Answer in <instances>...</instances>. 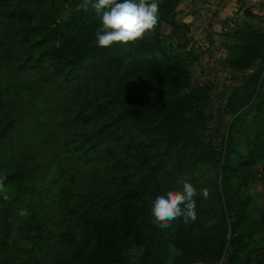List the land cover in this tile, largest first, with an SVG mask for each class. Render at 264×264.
Here are the masks:
<instances>
[{
	"label": "trees",
	"instance_id": "obj_1",
	"mask_svg": "<svg viewBox=\"0 0 264 264\" xmlns=\"http://www.w3.org/2000/svg\"><path fill=\"white\" fill-rule=\"evenodd\" d=\"M177 2L159 5L160 20L144 38L109 48L95 43L97 18L71 17L75 27L64 36L56 0H0V228L9 232L3 224L20 201L17 237L24 246L17 251L32 264H43L46 248L56 256L51 264H215L228 251V264H264V206L255 210L248 190L241 191L248 168L262 162L264 174V30H236L221 61L237 82L216 94L226 97L224 112L235 115L228 136L243 118L259 140L250 154L231 160L234 147L224 145L229 140L218 129V146L205 143V108L218 85L192 84L196 56L170 20ZM162 24L172 27L164 42ZM29 74L40 89L21 82ZM57 94L51 109L47 99ZM41 97L44 124L34 126ZM44 132L45 146L35 143ZM185 176L197 189V219L161 228L151 200Z\"/></svg>",
	"mask_w": 264,
	"mask_h": 264
},
{
	"label": "rangeland",
	"instance_id": "obj_2",
	"mask_svg": "<svg viewBox=\"0 0 264 264\" xmlns=\"http://www.w3.org/2000/svg\"><path fill=\"white\" fill-rule=\"evenodd\" d=\"M220 8H221V4L218 5L217 9L219 10ZM53 10L55 13L54 18L57 20V22L61 24L60 33L64 36L70 35L73 32V29L75 27V23H73V20L71 17L73 16L87 17V18L91 17V18L96 19L91 9H89L88 11L84 10V0H56V5ZM260 27L261 26H255V28L257 29H260ZM168 35H169L168 33L166 34L162 33V35L160 36L161 38H159V40L164 42L166 40L165 37ZM155 37H156L155 34H150L149 36H147V39L153 41L155 40ZM135 42H129L127 45H120L118 43L116 44H118V48H122V47H127L130 45L132 46ZM176 43H177V40L175 38L174 46H176L175 45ZM235 43H236V40H233L232 44H235ZM227 46L225 47V51L223 50L222 52L221 49H219L216 53L213 54L214 59L217 58L216 60L210 59L211 61H208V58L207 59L204 58L201 61H195V59H193L192 61H190L191 64L189 66H190V70L193 73H198L199 70H201L203 66L206 68V69L205 68L203 69L204 71L207 70L208 65L210 64H213V66H215L213 72L211 73V78L215 79L213 81H215L216 84L218 85L217 86L218 90L214 92L211 101L207 104L205 108V111L207 112L209 120L203 123V126H201V128L203 127L206 128L205 129L206 132H204L203 134L205 143L206 144L211 143V146L213 148H216L218 146V142L217 143L213 142V133L215 132V130L218 129V136L219 137L224 136V138H227L229 140V144L226 143L224 145L226 146L228 145L227 146L228 148H230L231 146L234 147V149L229 150L230 151L229 158L231 160H235L238 155L242 154L243 156H246L250 154L255 144L258 145L259 140L256 137L251 136L250 134L251 131L248 128H246L244 124L246 120L244 121V123H242L243 118L240 119L242 121H237L235 123L233 130L231 132V139L228 136L227 129H228L230 121L233 120L235 115L224 112L223 106L225 104V98H226L225 96L223 98V102L221 99L216 97V94L220 95L221 92H223L224 95L226 93H230L231 92L230 87L235 86L237 84V82H235L233 78L234 75L232 74V71L229 70L228 68H224L220 66L221 61L224 60L229 55V51L231 50V47L233 45H229V47ZM172 49H173V52L183 55V52H184L183 50L179 51L175 47H172ZM218 58H221L220 59L221 61H217ZM199 64L200 66L198 67ZM207 71L211 72V70H207ZM23 79L24 80H22L21 82L28 83L27 88L29 89H40L41 88L40 85L36 84L37 83L35 82L36 77L33 76V74H29L28 76L25 75ZM192 81L193 83L195 82L196 84H199L201 82L199 79H197V77L193 78ZM224 87H225V90H224ZM9 94H13V93H9ZM58 96L60 95L57 94V97L47 99L48 105L51 109L53 108L56 99H59ZM259 102L264 103V98H261ZM37 104H38L36 107L37 109L35 112H32V117H31L32 124L34 126H40L44 124V120L42 119L43 118L42 113L46 108L43 104V97L37 100ZM263 109H264V105H263ZM46 136H47V133L44 132L41 135L40 139H35V143L41 144V145L44 144L45 146ZM134 155L135 154H133L132 156ZM1 157L2 156H1V151H0V161H1ZM262 168H263L262 162L248 168L247 169L248 180L243 185V188H241V191L248 190L249 195L247 197H249V200H251L255 210L256 208L257 210H259V208L264 206V174L263 173L261 174ZM205 172H206L205 167L199 169V174L204 175ZM233 173L236 177L237 176L238 177L232 180V183L234 185L240 184L241 177H240L239 172H233ZM239 177L240 179H238ZM11 189L12 191L10 192V194L12 193L14 197L13 187H11ZM38 189L42 190V194H44L43 188L41 187L40 184L38 185ZM2 191L3 193H5V195H7L8 193L7 187ZM44 198H45V195H44ZM38 202L40 201L38 200ZM20 206H21L20 201H17L13 205H11V207L9 208L10 214L12 216L11 217L12 220L3 224V226H7L9 224L10 226L9 232L7 233L3 232V234L1 235L2 227L0 228V264H32L31 263L32 257H29L28 254L21 255L17 251L19 248L24 246V243L22 242V240H19L17 237V235L19 234L18 232H20L23 227L22 222L20 221V218H19ZM254 228H255V225H254ZM262 235H263L262 233H258L259 238H262ZM2 242H5V243L3 244ZM53 243H51V246H53ZM43 250H44V253H43L44 256L42 259L43 264H51V261L54 260L56 256L52 255L53 251H50V252L48 251L49 253L45 254L47 248ZM64 251H65L64 249L61 250L60 254H62ZM228 254H229V251L226 254V256H223V258L215 264H228V259H227ZM256 257L257 255H254L252 256V259H256ZM131 262H133V260L128 259V263L131 264ZM195 264H202V263H195Z\"/></svg>",
	"mask_w": 264,
	"mask_h": 264
},
{
	"label": "clouds",
	"instance_id": "obj_3",
	"mask_svg": "<svg viewBox=\"0 0 264 264\" xmlns=\"http://www.w3.org/2000/svg\"><path fill=\"white\" fill-rule=\"evenodd\" d=\"M162 0H84V10H92L98 20L95 43L98 47H112L114 43L127 45L144 38L160 20L159 5ZM161 58L159 51L154 53ZM149 59L152 58L150 55ZM6 179L0 176V189ZM197 189L185 176L176 184L155 193L150 210L155 222L161 228L169 227L173 221L182 219L185 224L196 221ZM200 195L207 199L209 192L201 189ZM23 215V212H21ZM213 221H209L211 224Z\"/></svg>",
	"mask_w": 264,
	"mask_h": 264
},
{
	"label": "crops",
	"instance_id": "obj_4",
	"mask_svg": "<svg viewBox=\"0 0 264 264\" xmlns=\"http://www.w3.org/2000/svg\"><path fill=\"white\" fill-rule=\"evenodd\" d=\"M219 4L221 8L218 10ZM170 20L184 33L180 42L186 51L196 56L197 61L204 58L216 60L213 54L232 45L236 30L245 26H261L260 29L264 30V0H178ZM160 30L170 34L172 27L162 24ZM214 67L213 64L208 65L207 70H211L208 72L203 70V66L194 78L197 77L200 83L213 81L211 73Z\"/></svg>",
	"mask_w": 264,
	"mask_h": 264
}]
</instances>
